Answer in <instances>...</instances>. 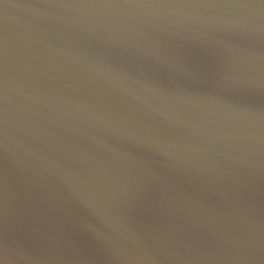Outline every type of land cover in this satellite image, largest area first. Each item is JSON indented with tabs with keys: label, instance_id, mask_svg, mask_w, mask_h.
Segmentation results:
<instances>
[{
	"label": "water",
	"instance_id": "water-1",
	"mask_svg": "<svg viewBox=\"0 0 264 264\" xmlns=\"http://www.w3.org/2000/svg\"><path fill=\"white\" fill-rule=\"evenodd\" d=\"M0 264H264V0H0Z\"/></svg>",
	"mask_w": 264,
	"mask_h": 264
}]
</instances>
